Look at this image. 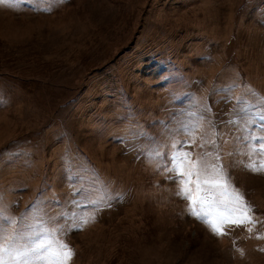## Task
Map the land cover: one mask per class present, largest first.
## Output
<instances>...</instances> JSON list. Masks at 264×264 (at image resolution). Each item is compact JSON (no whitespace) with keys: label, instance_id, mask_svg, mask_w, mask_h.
Masks as SVG:
<instances>
[{"label":"rangeland","instance_id":"374dc122","mask_svg":"<svg viewBox=\"0 0 264 264\" xmlns=\"http://www.w3.org/2000/svg\"><path fill=\"white\" fill-rule=\"evenodd\" d=\"M238 97L264 112V0L0 4V234L63 227L69 264H264V174L227 124ZM185 123L259 223L218 236L188 214L165 168ZM103 194L122 202L97 211ZM73 213L87 223L69 231Z\"/></svg>","mask_w":264,"mask_h":264},{"label":"snow or ice","instance_id":"6c2138e0","mask_svg":"<svg viewBox=\"0 0 264 264\" xmlns=\"http://www.w3.org/2000/svg\"><path fill=\"white\" fill-rule=\"evenodd\" d=\"M58 2L63 3L64 0H58ZM31 3L32 0H0V4H6L13 9ZM232 87H235V84L227 88H217L214 91L227 93ZM254 107L242 97H238L237 107L234 109L237 119L229 120L227 124L236 125L238 121L242 122L240 128L242 135L236 136L235 139L243 141L246 145V154L252 161L246 167L253 173L264 174V135L254 134L251 131L257 125L258 118L260 121L258 131L264 133V112L252 111ZM209 110L204 109V111ZM196 127L194 123L183 124L180 131L185 134V138L175 140L171 145V151L166 153L168 165L165 168L171 174L167 178L179 181L178 195L188 200V214L207 223L212 232L218 236L226 234L222 230V225L241 227L245 224L259 223L254 220L251 205L246 202L243 194L239 190L229 192L230 180L223 167L207 163L202 156H193L191 151L193 147L201 149L205 147L204 143L197 144L195 140ZM209 142L216 143L215 140ZM155 155L161 154L157 152ZM206 155L209 153H205ZM43 190L42 188L40 192L42 193ZM216 193H219L220 198H214ZM115 202H122V198L119 195L110 197L103 194L89 203L91 207L99 211L101 205L110 209ZM39 203L43 201L38 199L29 207H36ZM62 218L69 221V231L79 230L87 223V220L75 213ZM92 218H95V212ZM0 219L11 222L10 218L3 216L2 211H0ZM36 227L39 231L33 230L30 234L16 233L8 237L0 234V264H69L74 251L58 238L66 235L64 228L49 230L44 228L42 223ZM248 231L251 229L249 228Z\"/></svg>","mask_w":264,"mask_h":264}]
</instances>
